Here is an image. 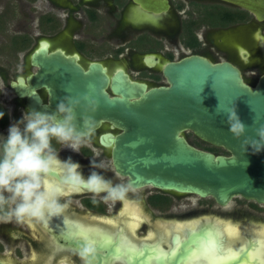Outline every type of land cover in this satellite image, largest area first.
<instances>
[{"label":"flooded vegetation","instance_id":"flooded-vegetation-1","mask_svg":"<svg viewBox=\"0 0 264 264\" xmlns=\"http://www.w3.org/2000/svg\"><path fill=\"white\" fill-rule=\"evenodd\" d=\"M167 1L168 11L152 16L132 0H0V139L23 113H51L61 100L72 102L83 73L97 74L94 64L110 82L123 71L150 89L170 87L165 71L200 57L229 63L246 84L257 83L264 20L221 0ZM97 122L79 153L52 145L61 161L80 164L84 178L96 171L128 186L126 197L68 193L58 217L0 222V264H86L85 248L92 249L87 264H264V204L235 196L221 205L212 197L134 188L113 164L124 132L110 120ZM183 136L200 150L223 151L191 132Z\"/></svg>","mask_w":264,"mask_h":264},{"label":"water","instance_id":"water-1","mask_svg":"<svg viewBox=\"0 0 264 264\" xmlns=\"http://www.w3.org/2000/svg\"><path fill=\"white\" fill-rule=\"evenodd\" d=\"M132 1L152 16L169 9L167 0ZM221 1L264 20V0ZM92 68L97 74L83 73V86L73 92L76 120L88 119L91 128L103 118L122 129L113 164L132 187L212 197L221 205L235 196L264 204V139L256 134L264 126V74L252 86L229 63L193 57L165 71L170 87L148 89L123 71L110 82L102 66ZM231 111L247 126L238 139L228 131L225 113ZM186 132L227 155L189 145Z\"/></svg>","mask_w":264,"mask_h":264},{"label":"clouds","instance_id":"clouds-1","mask_svg":"<svg viewBox=\"0 0 264 264\" xmlns=\"http://www.w3.org/2000/svg\"><path fill=\"white\" fill-rule=\"evenodd\" d=\"M83 99L89 98L85 94ZM79 101L58 102L55 111H30L8 129L6 140L0 139V222L17 223L44 221L60 216L67 204L61 199L68 193L87 191L93 196L104 194L103 199L123 200L129 187L113 184L96 171L87 178L80 172V164L69 157L61 161L52 141L73 152L87 143L91 130L88 119L76 123L75 108ZM4 113L0 111V118ZM228 131L238 139L247 126L234 111L226 112ZM257 136L264 139V126L257 129ZM103 167V164H93ZM56 173L60 178L53 184L49 179ZM95 202V200H93ZM91 248H85L82 259L87 264Z\"/></svg>","mask_w":264,"mask_h":264},{"label":"trees","instance_id":"trees-1","mask_svg":"<svg viewBox=\"0 0 264 264\" xmlns=\"http://www.w3.org/2000/svg\"><path fill=\"white\" fill-rule=\"evenodd\" d=\"M211 152H213L214 154H224L227 155V153L225 151H220L218 149H209Z\"/></svg>","mask_w":264,"mask_h":264},{"label":"rangeland","instance_id":"rangeland-1","mask_svg":"<svg viewBox=\"0 0 264 264\" xmlns=\"http://www.w3.org/2000/svg\"><path fill=\"white\" fill-rule=\"evenodd\" d=\"M15 258V257H14Z\"/></svg>","mask_w":264,"mask_h":264}]
</instances>
